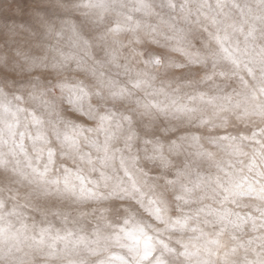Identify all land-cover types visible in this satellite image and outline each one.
Returning a JSON list of instances; mask_svg holds the SVG:
<instances>
[{
	"label": "clouds",
	"instance_id": "9594fccd",
	"mask_svg": "<svg viewBox=\"0 0 264 264\" xmlns=\"http://www.w3.org/2000/svg\"><path fill=\"white\" fill-rule=\"evenodd\" d=\"M0 264H264V0H0Z\"/></svg>",
	"mask_w": 264,
	"mask_h": 264
}]
</instances>
